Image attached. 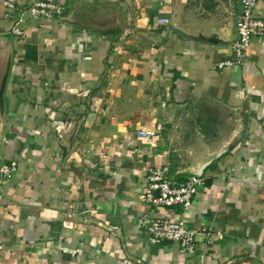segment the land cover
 <instances>
[{
	"label": "crops",
	"instance_id": "crops-1",
	"mask_svg": "<svg viewBox=\"0 0 264 264\" xmlns=\"http://www.w3.org/2000/svg\"><path fill=\"white\" fill-rule=\"evenodd\" d=\"M6 1H12L8 8ZM57 5L46 17L30 10ZM239 0H0V264H264V36ZM255 14L264 19V0ZM21 30L12 33V27ZM154 132L150 139L145 132ZM205 179L193 248L137 224L147 171Z\"/></svg>",
	"mask_w": 264,
	"mask_h": 264
},
{
	"label": "built area",
	"instance_id": "built-area-1",
	"mask_svg": "<svg viewBox=\"0 0 264 264\" xmlns=\"http://www.w3.org/2000/svg\"><path fill=\"white\" fill-rule=\"evenodd\" d=\"M256 3L257 0H239L240 10L235 19L234 35L230 43L231 54L217 62L216 66L219 69L243 65L251 39L264 36V19L255 14ZM5 4L8 8H13L12 1H6ZM30 12L33 15L52 17L60 12V8L54 4L38 2ZM11 31L16 36L21 34V30L16 26L12 27ZM144 134L149 135L151 139L154 132L148 131ZM16 170L17 162L14 159L0 161V189L5 180ZM168 171V163L148 169L143 199L152 208L180 206L181 216L152 217L146 212L137 218V224L153 242H173L182 251L188 252L194 246L197 231L186 225L184 214L195 193L204 186L205 179L201 174L194 173L177 183L166 177Z\"/></svg>",
	"mask_w": 264,
	"mask_h": 264
}]
</instances>
